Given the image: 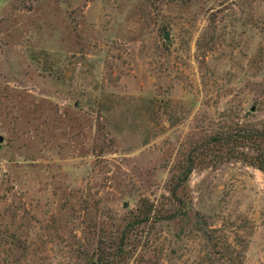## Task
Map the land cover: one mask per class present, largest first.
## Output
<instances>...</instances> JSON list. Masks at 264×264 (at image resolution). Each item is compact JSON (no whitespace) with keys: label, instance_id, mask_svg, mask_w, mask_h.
I'll list each match as a JSON object with an SVG mask.
<instances>
[{"label":"rangeland","instance_id":"1","mask_svg":"<svg viewBox=\"0 0 264 264\" xmlns=\"http://www.w3.org/2000/svg\"><path fill=\"white\" fill-rule=\"evenodd\" d=\"M256 132L264 0H0V264H264Z\"/></svg>","mask_w":264,"mask_h":264},{"label":"trees","instance_id":"2","mask_svg":"<svg viewBox=\"0 0 264 264\" xmlns=\"http://www.w3.org/2000/svg\"><path fill=\"white\" fill-rule=\"evenodd\" d=\"M247 135H242L240 137L237 138V140H239V142L241 143V146H244L246 145L245 142H250L254 145L253 149L258 151L257 155H255L254 157H249V159L247 160V162L251 165V166H254L256 169H258L259 171L263 172L264 173V155L262 153V148H261V144L259 143H255V139H260L262 136H264V132L261 133V132H256L255 135H251V137H247ZM232 135L231 133H227L225 135V138H222V139H228V138H231ZM236 138V137H235ZM189 164V167L185 170L184 172V175H183V178H187V176L190 174L191 170H192V165H191V161L188 162ZM173 194H174V191H173ZM150 213H147L141 218V219H137L136 221H138L137 223H144V222H147L148 219L150 218ZM123 237V236H122ZM120 247V246H119ZM118 247V250H120V248ZM94 257V258H93ZM93 257H90L91 259V262L90 264H103L101 263L102 262V257L95 253V255H93Z\"/></svg>","mask_w":264,"mask_h":264},{"label":"water","instance_id":"3","mask_svg":"<svg viewBox=\"0 0 264 264\" xmlns=\"http://www.w3.org/2000/svg\"><path fill=\"white\" fill-rule=\"evenodd\" d=\"M169 31L168 32H166L165 34H164V37H163V39H164V41H167V39H168V37H169ZM3 142V137L2 136H0V144ZM124 207H126V204L124 205Z\"/></svg>","mask_w":264,"mask_h":264}]
</instances>
